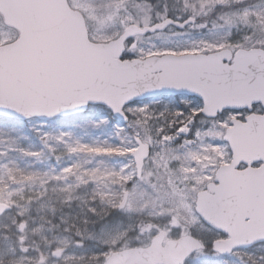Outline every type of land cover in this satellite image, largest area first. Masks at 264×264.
I'll return each mask as SVG.
<instances>
[{
  "label": "snow or ice",
  "instance_id": "snow-or-ice-1",
  "mask_svg": "<svg viewBox=\"0 0 264 264\" xmlns=\"http://www.w3.org/2000/svg\"><path fill=\"white\" fill-rule=\"evenodd\" d=\"M0 264H264V0H0Z\"/></svg>",
  "mask_w": 264,
  "mask_h": 264
}]
</instances>
